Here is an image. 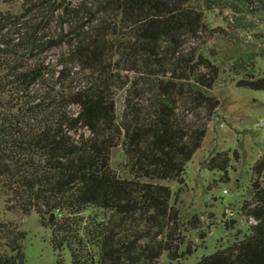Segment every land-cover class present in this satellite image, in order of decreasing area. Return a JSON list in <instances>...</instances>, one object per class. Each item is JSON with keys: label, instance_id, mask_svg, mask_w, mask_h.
<instances>
[{"label": "trees", "instance_id": "trees-1", "mask_svg": "<svg viewBox=\"0 0 264 264\" xmlns=\"http://www.w3.org/2000/svg\"><path fill=\"white\" fill-rule=\"evenodd\" d=\"M85 1L88 17L57 39H45L56 12L64 23L78 19L66 0H5L23 11L0 10V196L11 211H37L72 264H161L164 254L168 264H186L195 249L162 181L184 183L207 133L200 112L209 120L220 105L210 94L219 66L191 46L205 28L200 0ZM256 1L264 2L246 0ZM27 16L39 22L22 36L16 28ZM63 43L70 52L56 76L35 52ZM237 86L264 91V75L246 73ZM119 145L129 177L110 165ZM207 165L226 174L230 157L219 152ZM87 207L107 219L81 229ZM242 213L255 221L250 232L191 264H264V156ZM25 239L0 219V264H25Z\"/></svg>", "mask_w": 264, "mask_h": 264}, {"label": "rangeland", "instance_id": "rangeland-1", "mask_svg": "<svg viewBox=\"0 0 264 264\" xmlns=\"http://www.w3.org/2000/svg\"><path fill=\"white\" fill-rule=\"evenodd\" d=\"M66 4L70 9L77 10L73 14L78 18L77 22L72 18L71 22L64 23L59 18L61 11L56 12L51 25L45 30V39H57L69 33L76 23H82L88 17L86 9L93 8L85 0H66ZM262 4L264 2L256 1L251 5L246 0L198 2L204 13L205 28L191 46L202 50L219 66L220 74L210 94L220 100V105L209 120L204 111L200 112L207 133L201 147L186 165L184 183L162 181L173 190L171 203L179 209L182 234L186 243L195 249L184 260L186 264L200 260L218 247L243 239L255 223L242 213V204L250 199L253 166L264 156V91L239 87L237 82L252 71L257 76L264 75ZM0 10L17 14L23 11L19 2L8 4L5 0H0ZM38 22L36 16H27L16 31L25 36L26 32L31 31L30 25L35 26ZM44 49L35 52V60L47 65L56 76L61 75L70 52L69 43ZM241 63L246 69L242 68ZM128 77L131 79L133 76L129 74ZM125 96L126 88L117 90L119 119ZM219 152H227L230 157L226 174L211 170L207 165L209 159ZM110 165L118 175L129 177L122 145L112 149ZM107 216L98 208L87 207L79 216L82 220L81 229L92 221H104ZM0 219L18 224L26 232L25 264H58L59 261L61 264H72L67 247L60 251L53 248V229L42 222L37 211L29 215L11 211L6 207L4 197L0 196ZM161 264H168L166 254L162 256Z\"/></svg>", "mask_w": 264, "mask_h": 264}, {"label": "water", "instance_id": "water-1", "mask_svg": "<svg viewBox=\"0 0 264 264\" xmlns=\"http://www.w3.org/2000/svg\"><path fill=\"white\" fill-rule=\"evenodd\" d=\"M54 216V214H52V217Z\"/></svg>", "mask_w": 264, "mask_h": 264}]
</instances>
